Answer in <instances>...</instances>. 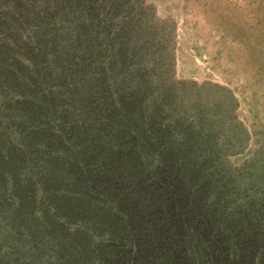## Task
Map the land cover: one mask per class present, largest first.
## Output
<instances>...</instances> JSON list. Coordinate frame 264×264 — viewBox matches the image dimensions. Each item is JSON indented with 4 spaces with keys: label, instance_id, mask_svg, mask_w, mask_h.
Listing matches in <instances>:
<instances>
[{
    "label": "trees",
    "instance_id": "trees-1",
    "mask_svg": "<svg viewBox=\"0 0 264 264\" xmlns=\"http://www.w3.org/2000/svg\"><path fill=\"white\" fill-rule=\"evenodd\" d=\"M171 24L0 0V264H264V146L234 162L238 101L176 78Z\"/></svg>",
    "mask_w": 264,
    "mask_h": 264
},
{
    "label": "rangeland",
    "instance_id": "rangeland-1",
    "mask_svg": "<svg viewBox=\"0 0 264 264\" xmlns=\"http://www.w3.org/2000/svg\"><path fill=\"white\" fill-rule=\"evenodd\" d=\"M148 3L160 21L175 28L176 78L224 87L238 101L237 117L249 133L247 149L233 158L241 165L264 146V0ZM122 157L123 150H114L109 170L115 167L113 159L125 164ZM184 175L174 176L172 185L184 184Z\"/></svg>",
    "mask_w": 264,
    "mask_h": 264
}]
</instances>
